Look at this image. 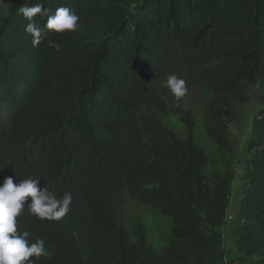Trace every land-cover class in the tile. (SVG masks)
Segmentation results:
<instances>
[{
  "label": "trees",
  "instance_id": "obj_1",
  "mask_svg": "<svg viewBox=\"0 0 264 264\" xmlns=\"http://www.w3.org/2000/svg\"><path fill=\"white\" fill-rule=\"evenodd\" d=\"M35 4L53 13L67 7L81 27L48 30L33 47L18 10ZM33 19L41 28L47 23ZM166 74L212 93L207 134L228 154L238 106L250 86H259L236 262L264 264V0H12L0 24V185L32 175L42 190L73 197L61 221L26 210L18 217L30 242L46 241L49 255L33 257L36 264L221 259L229 191L205 178L208 157L196 143L192 111L174 110L187 130L184 141L161 124L158 114L170 108L150 83ZM124 193L173 220L164 261L142 225L133 230L135 242L121 225L117 197Z\"/></svg>",
  "mask_w": 264,
  "mask_h": 264
},
{
  "label": "rangeland",
  "instance_id": "obj_2",
  "mask_svg": "<svg viewBox=\"0 0 264 264\" xmlns=\"http://www.w3.org/2000/svg\"><path fill=\"white\" fill-rule=\"evenodd\" d=\"M12 0H3L0 3V24L8 17ZM170 74L162 77H153L150 86L158 90L170 108V114H158L161 124L173 131L177 137L184 141L187 137L186 127L181 122L180 113L174 110L181 105L185 112L192 111L196 121L195 139L197 145L208 157V164L204 175L211 187L216 183H223L229 191V204L226 212L221 234L224 238V249L220 260L226 255L227 243L235 245L239 223L241 221L242 201L245 188L248 184L245 164L248 159V146L253 140L252 124L261 110L260 88L250 86L248 100L238 106V117L231 126V141L234 152L222 153L214 141L207 134V111L212 93L203 87L188 88V92L179 103L166 87L167 78ZM121 203V225L129 233L131 240L136 241L134 228L142 225L147 234V241L161 261H164L166 250L174 241L173 220L161 214L158 210L145 207L129 198L127 193L117 197Z\"/></svg>",
  "mask_w": 264,
  "mask_h": 264
},
{
  "label": "clouds",
  "instance_id": "obj_3",
  "mask_svg": "<svg viewBox=\"0 0 264 264\" xmlns=\"http://www.w3.org/2000/svg\"><path fill=\"white\" fill-rule=\"evenodd\" d=\"M2 2L3 0H0V3ZM18 11L29 21L25 31L31 34L33 47L41 45L48 30L64 33L75 32L81 27L80 17L67 7H59L53 13L42 4H35L31 7L22 6ZM37 15L47 17V23L43 28L33 19ZM49 44L59 48L51 41ZM166 87L174 95L177 103L188 92L186 81L175 74L168 76ZM40 181L39 178L29 175L14 182L13 177L9 176L0 185V264H36L33 257L38 259L49 255L44 239L37 238L35 242H30V233L18 230V217H22L25 210L41 221H61L71 211L73 202L71 192L57 198L46 189L42 190L39 187Z\"/></svg>",
  "mask_w": 264,
  "mask_h": 264
},
{
  "label": "crops",
  "instance_id": "obj_4",
  "mask_svg": "<svg viewBox=\"0 0 264 264\" xmlns=\"http://www.w3.org/2000/svg\"><path fill=\"white\" fill-rule=\"evenodd\" d=\"M226 245H228L227 249L225 250L226 255L224 256L223 260H219L215 264H244V263L236 262V260L239 259L240 257V255L237 252L236 244L229 245L227 243Z\"/></svg>",
  "mask_w": 264,
  "mask_h": 264
}]
</instances>
